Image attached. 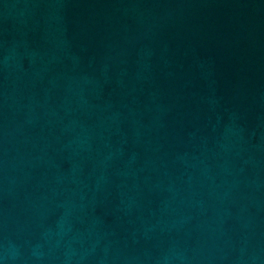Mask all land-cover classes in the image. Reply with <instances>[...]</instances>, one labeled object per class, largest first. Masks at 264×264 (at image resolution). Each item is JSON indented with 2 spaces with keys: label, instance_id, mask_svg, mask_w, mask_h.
<instances>
[{
  "label": "water",
  "instance_id": "obj_1",
  "mask_svg": "<svg viewBox=\"0 0 264 264\" xmlns=\"http://www.w3.org/2000/svg\"><path fill=\"white\" fill-rule=\"evenodd\" d=\"M0 264H264V0H0Z\"/></svg>",
  "mask_w": 264,
  "mask_h": 264
}]
</instances>
